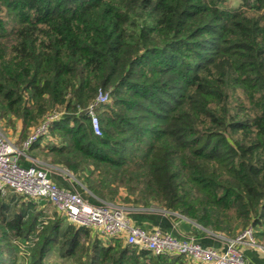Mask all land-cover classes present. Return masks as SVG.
I'll list each match as a JSON object with an SVG mask.
<instances>
[{"label":"trees","instance_id":"obj_1","mask_svg":"<svg viewBox=\"0 0 264 264\" xmlns=\"http://www.w3.org/2000/svg\"><path fill=\"white\" fill-rule=\"evenodd\" d=\"M99 90L110 100L96 134ZM52 115L29 152L100 199L124 189L125 203L181 215L202 246L249 228L264 242V0H0V120L24 141ZM22 198L0 191V264H48L55 251L75 264H197ZM133 220L173 233L179 217Z\"/></svg>","mask_w":264,"mask_h":264},{"label":"built area","instance_id":"obj_2","mask_svg":"<svg viewBox=\"0 0 264 264\" xmlns=\"http://www.w3.org/2000/svg\"><path fill=\"white\" fill-rule=\"evenodd\" d=\"M109 100V93L99 90L94 102L89 105L87 113L96 134H100L97 108ZM56 119H58L57 115L48 117L24 141L23 149H20L18 143L0 129V191L3 194L11 190L27 199L47 201L69 223L86 227L103 239H123L127 244L150 251L154 255H185L197 264H250L241 246L248 244L264 250V245L255 242L251 228L233 239L214 234V237L221 242L220 245L202 246L194 238L178 239L171 232H164L158 226L150 229L138 226L133 220L134 214L152 212L156 209L100 200L94 204L76 189L68 190L60 187L51 179V171L42 168L34 161V166L21 165L20 155L25 154L31 158L26 151L47 133L50 123ZM66 175L68 180L74 183L76 178L71 173ZM157 212L181 217L167 210Z\"/></svg>","mask_w":264,"mask_h":264},{"label":"rangeland","instance_id":"obj_3","mask_svg":"<svg viewBox=\"0 0 264 264\" xmlns=\"http://www.w3.org/2000/svg\"><path fill=\"white\" fill-rule=\"evenodd\" d=\"M0 129L3 132H5L6 134H8L10 136V138L13 139L16 143H18V146H19L20 149H23V143H24L25 140L22 141V139L19 138V133H18V131L16 129H14V128L8 129L5 120H0ZM26 153L31 158H28L25 154H21L20 155V164L21 165L29 167V164H34V162H35L37 165L41 166L42 168H45V169H47V170H49L51 172H54V174L51 175L50 177H51V179L53 181L55 180L61 186L73 189L74 185H75L76 188L80 191V193L84 196V198L88 199L90 202H92V201L94 202L96 200L97 201H99V200L100 201H105V200L100 199L98 196L94 195V193L91 191V185L88 184L87 181L84 180V179L83 180L82 179H76L74 181V185L72 186L71 185L72 183L65 179V176L67 177L66 174L71 173V172L68 171L64 166H58V165H55V164H51L50 161H49V158H47L43 154L37 155V157L34 160H32V158H33L32 155L33 154L31 152H29V149L26 151ZM11 192H12L11 190H8V194H10ZM125 193H126V191L124 189H121L119 191V193L116 194V197H115L116 201L119 202V203L127 204V205L140 206V205L133 204V203H125L123 201V197L125 196ZM6 199H8V197ZM108 199H110V198H108ZM21 200L22 201H27L28 199L23 197ZM44 202L47 203L46 206H45L46 214L47 215H55V213H56L55 212V210H56L55 207L51 203H49L47 201H44ZM141 208H144V207H141ZM150 208L156 209L155 212L163 210V209H158V208H155V207H150ZM180 218L183 220V223L185 225H188L187 226L188 228L196 226L198 230H194L193 229L194 231H199V230L202 229L195 222H193V221H191V220H189V219H187V218H185L183 216H181ZM260 244L262 245V244H264V242H261ZM241 248H242V250H243V252L245 254L248 253V252H251L252 254H256L259 257V259L262 261L261 264H264V250L262 248H258L257 246L248 245V244L242 245ZM24 263L28 264V261L25 262V260H24ZM47 263L48 264H75V263H73V261L70 258L67 259L65 257H62L60 255L59 251H55L52 254H50L49 257L47 258Z\"/></svg>","mask_w":264,"mask_h":264},{"label":"crops","instance_id":"obj_4","mask_svg":"<svg viewBox=\"0 0 264 264\" xmlns=\"http://www.w3.org/2000/svg\"><path fill=\"white\" fill-rule=\"evenodd\" d=\"M19 133V131H18ZM32 159H35V158H32ZM173 235L178 238V239H185V238H194V239H198V236H197V232L198 231H194V230H198L197 227H190L188 228L187 226L188 225H185L183 223V220L179 217V220H176L175 222H173ZM194 229V230H193ZM248 259V262L250 264H255L254 263V260L252 257H247Z\"/></svg>","mask_w":264,"mask_h":264}]
</instances>
